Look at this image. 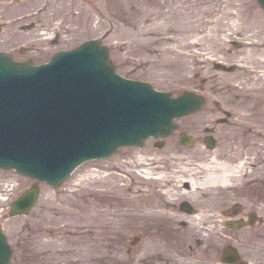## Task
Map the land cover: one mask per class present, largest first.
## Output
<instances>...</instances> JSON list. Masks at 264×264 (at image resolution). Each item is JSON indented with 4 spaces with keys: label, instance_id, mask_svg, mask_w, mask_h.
<instances>
[{
    "label": "rangeland",
    "instance_id": "374dc122",
    "mask_svg": "<svg viewBox=\"0 0 264 264\" xmlns=\"http://www.w3.org/2000/svg\"><path fill=\"white\" fill-rule=\"evenodd\" d=\"M92 37L108 45L121 74L173 93L202 92L205 106L177 118L161 145L149 137L143 146L85 160L57 187L0 168L9 264H224L219 256L228 243L247 264H264V10L257 0H0V50L16 57L43 61ZM225 117L233 131L254 122L247 154L230 161L225 183L196 193L180 187L190 173L221 170L220 133L213 150L202 138L207 124L220 120L215 125L223 128ZM181 130L192 135L189 145L178 141ZM140 155L161 161L138 163ZM174 171L177 179L157 177ZM34 182V207L9 215L10 201ZM170 186L178 193L168 204L162 191ZM182 200L195 212L180 211ZM238 203L239 212L229 214L247 226H224L223 210Z\"/></svg>",
    "mask_w": 264,
    "mask_h": 264
},
{
    "label": "water",
    "instance_id": "95a60500",
    "mask_svg": "<svg viewBox=\"0 0 264 264\" xmlns=\"http://www.w3.org/2000/svg\"><path fill=\"white\" fill-rule=\"evenodd\" d=\"M257 1L264 8V0ZM204 102L201 93L173 95L120 74L100 39L59 50L39 64L0 52V167L58 185L84 159L143 144L151 134L168 135L175 117ZM190 139L180 134L183 144ZM37 195L33 184L11 200L10 213L27 212ZM11 254L0 228V264H8ZM222 259L235 262L237 250L226 246Z\"/></svg>",
    "mask_w": 264,
    "mask_h": 264
},
{
    "label": "flooded vegetation",
    "instance_id": "af4514ba",
    "mask_svg": "<svg viewBox=\"0 0 264 264\" xmlns=\"http://www.w3.org/2000/svg\"><path fill=\"white\" fill-rule=\"evenodd\" d=\"M253 115L251 117L250 120L248 121H252L253 120ZM222 125L224 126L223 128H219L217 129V125H215V123L217 121L220 120H216L214 123H209L206 125V132L207 134L210 135L209 141L214 143V147L209 148L208 146L206 147V150H213L216 149L217 147V142H218V138L217 135L218 133H220V137H222L223 140V144H221V149H220V153L222 155H224V158L221 160L223 162V165H233L231 163H233V161L236 159L239 160L240 157H242L243 153H245V155L247 154L246 151H248V148L252 145V141H253V135H255L256 133L253 132V128H254V122H251V124L247 125V126H243V124L237 125L238 129H236L235 131L233 130H228L227 127H232L235 126V124H228L227 123V119L226 117L222 119ZM221 120V121H222ZM226 124V126L224 125ZM233 146H237L238 147V151L235 149V154L233 153ZM207 153V152H206ZM207 156H209V153H207ZM216 158L215 156L211 157ZM231 161V163H230ZM242 162L244 160H241ZM234 166V165H233ZM263 185V184H261ZM259 192H263L264 191V185L258 188Z\"/></svg>",
    "mask_w": 264,
    "mask_h": 264
},
{
    "label": "bare ground",
    "instance_id": "6f19581e",
    "mask_svg": "<svg viewBox=\"0 0 264 264\" xmlns=\"http://www.w3.org/2000/svg\"><path fill=\"white\" fill-rule=\"evenodd\" d=\"M10 32H11V30H10ZM23 39L26 40V41H29V42H33V40H35L36 38H32V37H29L27 35V37L26 38L23 37ZM191 42L194 43L195 41L194 40H192V41L191 40H187L185 43H187L188 45H190ZM25 43L26 42L24 41V44ZM31 44H33V43H31ZM142 155H140L139 157H137L138 158V161H137L138 163H146L147 165H150L153 162L158 163L159 161H161V158L158 157V156H155V155L152 156V157H143L144 155L143 156ZM169 156H166L165 157V160H166V158L171 159ZM178 156L179 155L173 156V159L174 160H177L176 158H178ZM179 169L180 170H185V169H188V168L182 165V166H180ZM229 175H230V172L228 171L227 166L226 165H223L220 171L219 170L218 171H214V170H211L210 171V170H207L206 172L200 174L199 177L197 176V174L195 172L193 174L190 173L188 178L187 177H183V179H182L183 182L179 186L180 187L181 186L186 187L185 186L186 185L185 184L186 183L185 180H186V181H188L187 183H189V188L192 189V190H194V192L196 193L197 191L202 190V189H205L208 186L210 187L211 185H214V184L225 183L227 181ZM166 176H170L168 178H174V179L176 178L177 179L178 176H179V174L175 173V171H174L172 173H168L167 175L166 174H163V173H160L159 176H157V177L164 178ZM177 187L178 186H170L168 188H165L162 191V193H164V195L166 197V201L168 202V204L173 203V194L174 193H178ZM183 192H185V189H184ZM169 213L170 212H168V214ZM163 214H167V212H163Z\"/></svg>",
    "mask_w": 264,
    "mask_h": 264
}]
</instances>
